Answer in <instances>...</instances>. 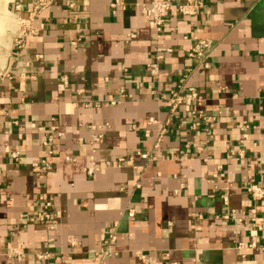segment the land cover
<instances>
[{
	"label": "crops",
	"instance_id": "obj_1",
	"mask_svg": "<svg viewBox=\"0 0 264 264\" xmlns=\"http://www.w3.org/2000/svg\"><path fill=\"white\" fill-rule=\"evenodd\" d=\"M113 1L52 0L0 66V264H141V252L152 264H264V195L251 190L264 186V0H205L195 15L175 1L162 29L150 0ZM200 38L209 66L189 55ZM188 71L204 99L172 109ZM151 115L167 123L159 145ZM54 124L64 134L49 154ZM44 157L52 168L33 164ZM40 196L55 223L38 218ZM113 229L118 252L104 256Z\"/></svg>",
	"mask_w": 264,
	"mask_h": 264
},
{
	"label": "built area",
	"instance_id": "obj_2",
	"mask_svg": "<svg viewBox=\"0 0 264 264\" xmlns=\"http://www.w3.org/2000/svg\"><path fill=\"white\" fill-rule=\"evenodd\" d=\"M52 0H42L40 3H33L31 4V16H29L28 19H32V15H35L42 7L50 3ZM120 0H114L112 2V5H116ZM177 1L176 4V9L180 11L181 13L184 14H191L195 15L198 13L200 9H202L205 6V0H150L148 3L143 4V9L148 11L153 19V22L155 26L158 29H162L163 25L166 22L167 16L170 12V10L174 7V2ZM22 3L18 4V8H21ZM29 31H34L35 28L33 26L28 27ZM80 37H76L72 39L73 43H77L79 41ZM211 45L212 42L208 38H200L198 41L194 43V45L191 47L189 50V55L191 57H195L199 59L200 62H203L206 66L210 65V62L208 60V57L211 54ZM163 54L159 53L158 54V59L154 61H150L147 63V67L150 70V72L154 75L159 74L160 72V59L162 58ZM191 70V69H190ZM188 76H189V71L184 73L183 76L181 77L180 83L177 86L176 89H172L171 94L169 95L170 99V104L172 109H176L180 104L184 102H199L204 99V94L199 90V88L188 82ZM62 79L64 83H68V76L66 74L62 75ZM182 89H185V92L182 91ZM124 89H122L123 91ZM123 97L127 95L125 91L122 93ZM162 97H165V94H161ZM123 99V98H122ZM110 103L116 104L121 101L120 98H110L109 99ZM98 105L100 103H97ZM192 114L195 116L197 115V110L192 109ZM200 115V114H198ZM202 116V115H201ZM149 122L151 124H157L156 130H155V137H156V145H159L160 142L163 139V136L168 130L167 123H163L162 120L157 117L156 115H151L149 117ZM198 122H194L193 125L197 124ZM93 128H98L102 125L100 124H95L92 123L90 125ZM52 128V133H50L47 137L44 138L43 143L48 146V153L52 154L54 152V145L53 141L56 137V135H63L64 132L59 129L58 125L54 124L51 126ZM153 129L151 127H147L145 130V133L147 135L152 134ZM99 136H103L102 133L99 134ZM95 151V149H93ZM20 151L19 150H14L12 152L13 156L18 157ZM139 154L143 157L147 158H152L154 155L148 153V152H140ZM240 154H243V152H240ZM67 159H71V154L66 155ZM90 165L88 166L87 172L92 175L94 174L97 170L101 168V164L97 161L95 153L92 152L90 156ZM124 160V157H120L118 162L119 164H122V161ZM44 164L46 168H52V164L49 162L48 158L44 157L40 159L39 161H34V165H39V164ZM140 185V183L138 184ZM251 190L252 193L255 197H262L264 195V186L259 185L257 183L251 185ZM224 198L227 199V195L223 194ZM43 196H40L39 198V204L45 207L46 209L43 211H40L38 213V218L39 219H47L52 221V224L57 221L56 219V214L51 211V206L52 202L50 200H43ZM129 214L133 215L135 213V208H130L129 209ZM229 213L225 214L226 217H229ZM118 239V232L116 229H113L110 234L108 235L107 239L104 242L103 247L101 248V253L106 256V255H112L117 253L118 251L114 247V243ZM76 241H72V243H75ZM243 243L240 242V245ZM254 244V243H253ZM140 258H141V264H152L150 257L145 253L141 252L140 253Z\"/></svg>",
	"mask_w": 264,
	"mask_h": 264
},
{
	"label": "rangeland",
	"instance_id": "obj_3",
	"mask_svg": "<svg viewBox=\"0 0 264 264\" xmlns=\"http://www.w3.org/2000/svg\"><path fill=\"white\" fill-rule=\"evenodd\" d=\"M41 1L42 0H30V4L40 3ZM19 3H22L21 8H18ZM4 11L11 12L12 17L15 19L12 28H9L10 26H8L5 16H3L4 18L2 17ZM30 12L31 8L29 11H25L24 3L21 0H0V66L4 64L11 50L9 55L10 59L15 43L26 33V30H28L29 21L27 19Z\"/></svg>",
	"mask_w": 264,
	"mask_h": 264
},
{
	"label": "bare ground",
	"instance_id": "obj_4",
	"mask_svg": "<svg viewBox=\"0 0 264 264\" xmlns=\"http://www.w3.org/2000/svg\"><path fill=\"white\" fill-rule=\"evenodd\" d=\"M5 16V19L8 23V26H10L9 28H12L14 26V17H12L11 12L8 11H4V13H2V17ZM1 18V16H0ZM4 18V17H3ZM20 19V18H19ZM1 20V19H0ZM16 22V21H15ZM21 23V22H20ZM20 35V34H19Z\"/></svg>",
	"mask_w": 264,
	"mask_h": 264
}]
</instances>
